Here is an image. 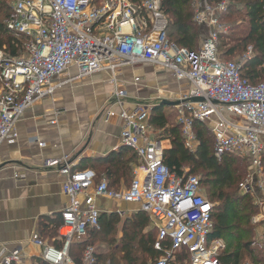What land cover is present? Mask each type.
<instances>
[{
	"label": "built area",
	"instance_id": "1",
	"mask_svg": "<svg viewBox=\"0 0 264 264\" xmlns=\"http://www.w3.org/2000/svg\"><path fill=\"white\" fill-rule=\"evenodd\" d=\"M12 1L6 27L25 41L9 50L0 48V146L17 137L16 123L28 108L64 84L56 82L61 76L74 82L107 72L114 87L112 105L120 108L117 114L108 109L107 116L121 121L120 145L131 149L141 164L129 188L118 191L110 189L106 179L96 183L91 171H72L64 165L60 169L68 198L60 213L61 229L67 230L60 236L64 247L57 249L33 236L32 244L42 249V262L96 264L93 247L84 250L80 263L69 256L68 247L85 240L89 230L100 228L96 202L102 198L139 204L151 216L157 229L154 249L162 252L153 264H168L181 249L189 253L190 264H221L220 242H208L213 205L201 195L199 178L182 179L168 170L163 163L165 149L149 126L150 108H123L126 92L117 88L116 75L122 68L149 63L170 71L177 80H188L190 89L181 99L177 119L185 146L196 150L199 143L192 123L205 124L214 137L218 159L225 154L248 159L251 172L241 192L252 194L257 185L262 190L264 81L251 84L241 77L243 65L254 55L251 46L238 61L220 58L219 36L227 29L219 17L228 0L217 5L194 0V21L205 29L196 51L168 40V20L160 0ZM14 50L16 55L11 53ZM22 260L20 251L13 250L2 255L0 264H22Z\"/></svg>",
	"mask_w": 264,
	"mask_h": 264
},
{
	"label": "crops",
	"instance_id": "2",
	"mask_svg": "<svg viewBox=\"0 0 264 264\" xmlns=\"http://www.w3.org/2000/svg\"><path fill=\"white\" fill-rule=\"evenodd\" d=\"M198 28L201 38L205 29ZM70 73L75 76L76 70L72 68ZM109 76L107 72H98L74 82H67V77L61 76L56 82L64 84L28 108L16 123L17 137L6 139L0 146V259L3 254L19 250L22 264H43L42 249L31 242L35 235L48 245L62 249L64 242L60 236L65 229H61V224L51 241L43 232L61 222L60 213L68 205L63 193L66 179L60 169L68 165L72 171L88 170L98 176L97 180L106 179L101 168L105 162L122 155L124 147L119 138L122 123L118 117H108L106 113L108 109L116 114L120 110L112 105L114 87L109 83ZM116 78L117 88L126 92L121 100L127 110L143 106L152 111L163 106L178 112L181 99L190 89L188 80H177L170 71L149 63L122 68ZM158 87L162 89L153 105L144 98L148 88ZM150 129L157 139L159 131L151 126ZM161 143L165 150L171 147L168 140ZM120 185L119 190L126 189L122 181ZM96 203L101 215H106L109 222L116 219L121 225L114 232L122 243L126 226H137L143 210L141 205L102 198ZM255 218L252 223L257 226V236L263 239L264 219ZM150 228L156 229L153 219Z\"/></svg>",
	"mask_w": 264,
	"mask_h": 264
},
{
	"label": "trees",
	"instance_id": "3",
	"mask_svg": "<svg viewBox=\"0 0 264 264\" xmlns=\"http://www.w3.org/2000/svg\"><path fill=\"white\" fill-rule=\"evenodd\" d=\"M8 0H0V48L12 45L21 46L25 39L7 30L6 24L12 17ZM139 3L140 0H130ZM161 9L168 20V40L178 47L196 51L201 36L200 29L194 21L196 5L194 0H160ZM210 5H217L225 0H205ZM242 11H237V5ZM235 17L232 27L219 36L218 50L222 60L245 53L251 46L254 55L246 61L241 69V77L251 84L264 81V0H233L228 4L219 19L225 21ZM6 49V48H5ZM16 55L18 52H11ZM241 53V54H240ZM163 106L154 108L149 116L151 127L159 131L157 140H168L170 148L163 153V163L171 173L180 178L195 174L200 175V193L213 205L211 213L212 229L208 242L220 241L222 247L218 251L221 264H264V241H257L256 225L252 223L257 216L256 207L250 193H243L240 186L251 172L248 159L225 154L217 158L214 154V137L205 124L194 121L193 132L198 140V147L190 151L185 146L181 126L171 122L165 115ZM152 114V116H151ZM122 155L104 164L101 173L109 181L110 189L118 191L120 181L129 188L133 168L140 164L136 154L124 147ZM96 176V175H95ZM133 177V176H132ZM98 176L95 177V182ZM238 191L242 195L238 194ZM138 224L132 231H127L122 243L114 245L108 241V235L102 236L100 228L89 230L86 240L73 241L70 246V256L80 263L84 250L95 242L106 244V247L96 251V264H153L162 256V252L154 249L157 229L150 228L151 216L144 210L141 212ZM61 222L52 225L47 233L48 239L57 235ZM109 234V233H108ZM258 243V245L256 244ZM101 252V253H100ZM44 264V263H43ZM168 264H190L189 253L181 249L174 253Z\"/></svg>",
	"mask_w": 264,
	"mask_h": 264
},
{
	"label": "rangeland",
	"instance_id": "4",
	"mask_svg": "<svg viewBox=\"0 0 264 264\" xmlns=\"http://www.w3.org/2000/svg\"><path fill=\"white\" fill-rule=\"evenodd\" d=\"M232 1L233 0H228V4L232 3ZM12 2H13L12 0H8L7 1V4H8V6H9L10 9H11ZM242 10H243L242 9V6L240 4H238L237 5V11L239 13H241L240 11H242ZM0 20H3V19H1V17H0ZM234 20H235V17H232L229 20H227V21L224 22V25H225L227 31H228V29L230 27H232V25H233L232 23L234 22ZM5 48H6V50H9L8 46H6ZM221 51H222V49H220V52ZM243 54H241V55L237 54L234 57L227 58V59L228 60H233V61H238L239 58L243 56ZM161 89H162V87L161 88L160 87H158V88H148L147 89V94L148 95L144 99H149L151 101V103H154L153 105H156V103L158 101L157 99L159 98V91ZM157 107H160V106H157ZM164 111H165L164 112L165 115L168 116V118L170 119L171 122H175V121L177 122L178 112H176V111L175 112H172L169 109H165ZM151 116H152V114H151ZM132 176L134 177V168H133V171H132ZM132 176L129 177L130 179H129V181L126 182V184H128L133 179ZM195 176L198 177V178H200V175L199 174H195ZM238 194L239 195H242V193L240 191H238ZM256 194H257L258 197L260 196L259 199L261 200V203L259 202L260 200L257 199L258 197L256 196ZM250 195L252 196V198L250 197V199L253 200L254 205L256 207L257 217L255 219L257 221L260 220V219H264V178H263V187H262V190H260L259 189V186L257 185V188H255L253 190V193L250 194ZM110 221L111 222H109V220H107V218L102 219V221H101V229H100L101 232H100V234L102 236H105V234L108 235V238H107L108 241H111L112 243H114V245H119L121 242H120L119 239H117V236H116V234L114 232V228L119 229V227L121 225L116 223V219L115 220L114 219H111ZM112 223H115V224L113 225ZM110 228H111V231H110ZM126 228H127V231H132L133 226L130 225V224H128L126 226ZM65 233H66V230L65 231H62V236H64ZM256 235H257V233H256ZM256 237H257V241H259V242L264 241V238L263 239L260 238L259 235L256 236ZM256 244L258 245V243H256ZM91 247H93L95 249V251L98 252V251H101L100 249L105 248L106 247V244H103L101 242H95ZM246 263H248L247 260L244 261L242 264H246ZM121 264H123V263H121ZM147 264H150L149 261H148Z\"/></svg>",
	"mask_w": 264,
	"mask_h": 264
}]
</instances>
